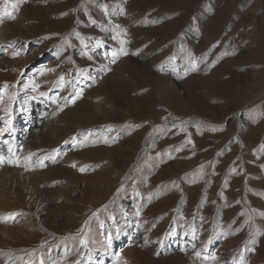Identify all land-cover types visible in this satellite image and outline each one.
I'll list each match as a JSON object with an SVG mask.
<instances>
[{
  "label": "rangeland",
  "instance_id": "obj_1",
  "mask_svg": "<svg viewBox=\"0 0 264 264\" xmlns=\"http://www.w3.org/2000/svg\"><path fill=\"white\" fill-rule=\"evenodd\" d=\"M0 264H264V0H0Z\"/></svg>",
  "mask_w": 264,
  "mask_h": 264
},
{
  "label": "bare ground",
  "instance_id": "obj_2",
  "mask_svg": "<svg viewBox=\"0 0 264 264\" xmlns=\"http://www.w3.org/2000/svg\"><path fill=\"white\" fill-rule=\"evenodd\" d=\"M51 64V63H50Z\"/></svg>",
  "mask_w": 264,
  "mask_h": 264
}]
</instances>
